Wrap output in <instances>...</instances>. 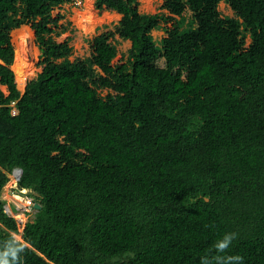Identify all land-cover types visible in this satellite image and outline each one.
Returning a JSON list of instances; mask_svg holds the SVG:
<instances>
[{
	"label": "trees",
	"instance_id": "1",
	"mask_svg": "<svg viewBox=\"0 0 264 264\" xmlns=\"http://www.w3.org/2000/svg\"><path fill=\"white\" fill-rule=\"evenodd\" d=\"M75 1L0 0V262L264 264V0H93L121 15L115 61L57 41L53 10ZM22 25L41 70L20 92ZM14 167L40 205L21 231L1 195Z\"/></svg>",
	"mask_w": 264,
	"mask_h": 264
},
{
	"label": "rangeland",
	"instance_id": "2",
	"mask_svg": "<svg viewBox=\"0 0 264 264\" xmlns=\"http://www.w3.org/2000/svg\"><path fill=\"white\" fill-rule=\"evenodd\" d=\"M139 2L138 9L140 12L156 13L160 11L159 6L162 0H139ZM218 9L223 14L231 15L230 8L223 1L219 2ZM57 12L64 14V19L60 22L65 20L69 25V28L57 37V41L69 38L70 45L73 47V53L69 56L70 59L75 56L87 57L96 46L114 47L117 54L113 61L125 56L130 42L121 38L114 29L121 16L119 13L112 10L98 11L93 6V0H76L74 4H65L61 8H55L52 14L55 15ZM187 14H189L188 11ZM174 30L173 22H168L163 29L154 30L152 34L155 38H159ZM10 37L15 46V59H13L10 68L13 70L15 80L16 76H19L23 81L17 83V88L23 92L25 83L41 70L39 51L34 43L33 30L27 25L13 29ZM252 39L253 37L250 36L248 41ZM178 69L179 67H177ZM1 89L7 93L5 86H1ZM7 187L1 192L3 197L9 196L8 193H18L13 188L7 189ZM29 218H33V215ZM17 237L19 238V235Z\"/></svg>",
	"mask_w": 264,
	"mask_h": 264
},
{
	"label": "built area",
	"instance_id": "3",
	"mask_svg": "<svg viewBox=\"0 0 264 264\" xmlns=\"http://www.w3.org/2000/svg\"><path fill=\"white\" fill-rule=\"evenodd\" d=\"M20 175L21 170L18 167H14L11 171V182L7 185L8 187L6 186L7 189L13 188L18 191V193H8L10 197L2 196V198L6 201L4 205L5 212L7 215L14 217L18 224H22L26 221L27 217L32 213L35 203L32 196L28 194L27 190L18 188ZM2 194L3 193H1V195Z\"/></svg>",
	"mask_w": 264,
	"mask_h": 264
},
{
	"label": "clouds",
	"instance_id": "4",
	"mask_svg": "<svg viewBox=\"0 0 264 264\" xmlns=\"http://www.w3.org/2000/svg\"><path fill=\"white\" fill-rule=\"evenodd\" d=\"M19 169L21 170V168H19ZM21 172H22V170H21ZM10 182H11V181H10ZM10 182H9V183H10ZM9 183H8V184H9ZM18 188L27 190V191H28V194L31 195V194H30V191H29L28 189H26V188H21V187H19V186H18ZM34 204H35V203H34ZM34 208H35V207H34ZM29 216H30V215H29ZM29 216L27 217V219L29 218ZM13 218H14V217H13ZM27 219H26V220H27ZM14 220H15V218H14ZM15 221H16V220H15ZM16 223H17V222H16ZM24 223H25V222H24ZM24 223H22V224H18V223H17V226H18V230H19V231H21L22 226H23ZM233 236H235V234H233ZM16 238H18V237H17V234H16ZM19 238H20V237H19ZM230 239H231V237H226L225 241H221V242H220L221 246H227L226 242H227L228 240H230ZM236 258H237L238 260H240L241 262H242V260H243V258H242L241 256H239V255H237ZM0 264H2V262H0Z\"/></svg>",
	"mask_w": 264,
	"mask_h": 264
},
{
	"label": "water",
	"instance_id": "5",
	"mask_svg": "<svg viewBox=\"0 0 264 264\" xmlns=\"http://www.w3.org/2000/svg\"><path fill=\"white\" fill-rule=\"evenodd\" d=\"M34 207H35L36 209H39V208H40V205L38 204V202H35Z\"/></svg>",
	"mask_w": 264,
	"mask_h": 264
}]
</instances>
